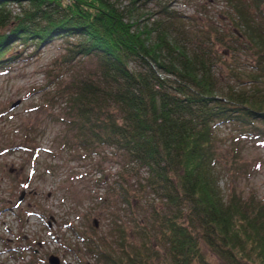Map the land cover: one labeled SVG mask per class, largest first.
<instances>
[{"label":"trees","instance_id":"obj_1","mask_svg":"<svg viewBox=\"0 0 264 264\" xmlns=\"http://www.w3.org/2000/svg\"><path fill=\"white\" fill-rule=\"evenodd\" d=\"M227 1L263 74L254 83H264V0ZM135 27L112 0H0V73L62 39L70 44L67 63L97 58L104 85L82 81L64 92L70 125L81 149L95 153L109 146L139 168L134 176L146 171L139 195L151 189L166 199L170 214L161 219V237L168 250L155 251L158 257L166 264H214L209 254L221 264H264V198L236 192L224 198L215 133L219 125L230 126L240 139L264 144L263 89L233 88L221 95L205 59L188 55L168 34L151 45ZM30 48L34 52L28 54ZM167 49L178 53L171 63L161 58ZM132 63L146 72L133 70ZM158 69L176 80L163 78ZM231 160L236 171L245 167L239 153ZM121 190L134 207L130 190ZM82 239L98 264H148V256L122 258Z\"/></svg>","mask_w":264,"mask_h":264},{"label":"rangeland","instance_id":"obj_2","mask_svg":"<svg viewBox=\"0 0 264 264\" xmlns=\"http://www.w3.org/2000/svg\"><path fill=\"white\" fill-rule=\"evenodd\" d=\"M112 1L136 25L135 30L146 33L151 45L168 34L169 41H176L188 55L205 59L221 95L233 88L264 91L263 81L254 83L263 74L254 50L235 24L229 1ZM11 9L16 14L21 11L18 5ZM69 46L68 40H58L44 47L41 55L26 54L0 73V264H51L53 256L62 264H98L83 237L122 258L139 254L148 256V264H166L156 252L168 250L161 237V219L170 214V207L151 189L139 195L148 178L146 171L134 176L139 168L135 171L128 156L109 146L95 153L78 146L64 92L82 81L104 85V77L95 57L67 63ZM177 57L168 49L161 55L166 63ZM131 68L146 72L139 63ZM158 72L176 80L164 70ZM215 133L224 198L234 192L245 199L252 194L264 198L263 142L240 139L230 126L219 125ZM235 153L245 165L240 172L232 164ZM120 184L130 190L135 208L126 204ZM208 258L221 264L210 254Z\"/></svg>","mask_w":264,"mask_h":264},{"label":"water","instance_id":"obj_3","mask_svg":"<svg viewBox=\"0 0 264 264\" xmlns=\"http://www.w3.org/2000/svg\"><path fill=\"white\" fill-rule=\"evenodd\" d=\"M21 103H22V102H19V103L16 104L14 107H18V106H20ZM25 196H26V194L23 195L22 200L25 199ZM95 225H96V228H100V221H99V220H95ZM50 263H51V264H62V260H61V258H59V257L53 256V257L50 259Z\"/></svg>","mask_w":264,"mask_h":264}]
</instances>
